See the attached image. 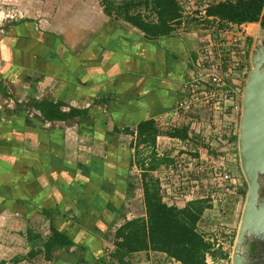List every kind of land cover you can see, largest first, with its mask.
<instances>
[{"label": "crops", "instance_id": "crops-1", "mask_svg": "<svg viewBox=\"0 0 264 264\" xmlns=\"http://www.w3.org/2000/svg\"><path fill=\"white\" fill-rule=\"evenodd\" d=\"M29 10L26 18L0 28V86L8 93L3 96L0 89V264H120L109 255L115 230L126 220L145 218L140 170L130 164L134 134L123 130L134 131L149 119L167 130L164 114L189 78L204 33L214 26L185 30L184 17L170 34L149 39L107 15L101 0H46L39 14L34 4ZM245 35L250 59L254 41L249 31ZM42 99L61 103L63 112L80 113L46 120L29 105ZM236 113L224 110L225 133L213 142V153L225 157L221 167L237 175L233 191L219 201L217 188L201 182L200 197H187L177 206L208 200L197 228L211 241L220 226L231 228L228 237L236 239L246 202L248 186L234 143ZM199 145L161 133L153 147L139 148L141 157L154 152L160 160L151 174L161 181L176 157L200 156ZM28 228L39 234V245L27 238ZM51 228L72 246L57 250L51 261L43 252L30 256L51 236ZM214 250L207 253V264L220 260ZM171 263L165 253L154 251L134 253L126 261Z\"/></svg>", "mask_w": 264, "mask_h": 264}, {"label": "trees", "instance_id": "trees-1", "mask_svg": "<svg viewBox=\"0 0 264 264\" xmlns=\"http://www.w3.org/2000/svg\"><path fill=\"white\" fill-rule=\"evenodd\" d=\"M101 3L107 15L123 19L140 29L149 39L168 35L183 25V9L176 0H122L121 2L101 0ZM139 6H142L143 10ZM197 20L205 22L208 27L216 26L219 29L234 24L259 23L264 32V0L218 2L206 9L203 20L199 18ZM186 22L188 21L185 19V25ZM248 42L250 44L251 40L249 39ZM0 89L3 96H8L6 88L0 86ZM29 105L39 109L43 117L50 121L70 119L80 113L74 108L63 112L60 109L61 103H53L46 99L33 101ZM158 127L154 120L149 119L138 123L134 131L123 130L125 133L134 134V141L131 144L134 147V154L130 164L140 170L145 218L126 220L115 230L114 248L109 255L118 263L126 264L127 259L134 253L154 251L165 253L172 261L171 264H207L206 255L213 251L214 242L198 230L197 222L204 209L210 206L208 200L196 199L182 208L167 204L162 199L159 181L151 174L159 166L160 160H157L154 152L149 154L148 161H146L148 157L140 156L139 147H153L157 135L161 133L176 137L189 145L190 143L186 141L187 128L173 127L161 131ZM200 147L204 148L202 145ZM26 235L29 241L34 243L40 239L39 234L34 233L30 228L27 229ZM71 246L72 242L66 235L51 228V236L41 243V249L32 251L30 256L43 252L44 258L51 261L57 258V250H68Z\"/></svg>", "mask_w": 264, "mask_h": 264}, {"label": "built area", "instance_id": "built-area-1", "mask_svg": "<svg viewBox=\"0 0 264 264\" xmlns=\"http://www.w3.org/2000/svg\"><path fill=\"white\" fill-rule=\"evenodd\" d=\"M222 1L225 0H176L185 7L186 14L192 10L201 20L209 6ZM239 26L223 29L214 26L206 34L188 80L174 105L164 114L166 129L186 127V141L204 147L200 156H179L163 172L160 193L169 205L178 206L187 197H200L201 182L217 188L219 201L235 186L237 175L221 167L225 157L219 151L213 153V142L225 133L220 125L224 110L230 107L234 112L241 111L249 59L245 31ZM174 177L182 181L173 182Z\"/></svg>", "mask_w": 264, "mask_h": 264}, {"label": "water", "instance_id": "water-1", "mask_svg": "<svg viewBox=\"0 0 264 264\" xmlns=\"http://www.w3.org/2000/svg\"><path fill=\"white\" fill-rule=\"evenodd\" d=\"M241 100L237 150L248 190L231 264H241L240 247L251 235L264 236V203L258 206L264 179V47L260 44L250 58ZM264 238V237H262Z\"/></svg>", "mask_w": 264, "mask_h": 264}, {"label": "rangeland", "instance_id": "rangeland-1", "mask_svg": "<svg viewBox=\"0 0 264 264\" xmlns=\"http://www.w3.org/2000/svg\"><path fill=\"white\" fill-rule=\"evenodd\" d=\"M121 1L122 0H116V2H121ZM44 2L46 3V0H0V28L9 25L11 21H15L19 18H26L27 14H29V12H30L29 9L30 8L32 9V4H34V6H35V11H36L35 14H39L40 12H42L44 10ZM141 7L142 6H139V8L143 10V8H141ZM194 14H195V12H192V10H190L189 14L184 15L185 19L188 21V22H186L187 24L183 26V28L185 30H187V29L190 30L193 28L202 29V28H206V27H207L206 29L211 30V28L208 27V24H206L203 21L199 22ZM150 15H151V13H150ZM251 28H252V30H251ZM251 28L249 30H248V28L246 30L244 29V31H249L251 33V36H252L253 41H254L253 49H256L258 47V45H260V44L264 47V32L261 29L260 25L257 24L255 26V28H254V26H252ZM208 32L209 31L204 33V37L206 36V34H208ZM248 64H249V71H250V68H251L250 59L248 61ZM236 114H238V116H239L237 118L238 122H239L241 111L237 112ZM234 143H235V147L237 150V139L234 141ZM262 180L263 181H261L262 182L261 189L263 190L264 189V179H262ZM122 212H124V210ZM230 230H231V228H230ZM230 230L226 229V227L220 226L215 233L216 237L213 240L215 252H212V253H216L214 255H216L218 257V259H220L219 261H217V264H221L222 263L221 261H223L222 264H230V260H228V258H226V260H225V257H220L221 253L223 256V254H225L226 251L231 250V247H232L233 242L235 240L234 235H233L234 240L232 238L228 237L229 236L228 232ZM257 234H258V232L254 233V235H251V237H249V239L246 240V243L248 242V244L250 245L252 243L251 241L253 239H255V238L258 239ZM262 237H264V236L259 235V239H263ZM222 248H224V249H222ZM213 264H216V263H213Z\"/></svg>", "mask_w": 264, "mask_h": 264}, {"label": "flooded vegetation", "instance_id": "flooded-vegetation-1", "mask_svg": "<svg viewBox=\"0 0 264 264\" xmlns=\"http://www.w3.org/2000/svg\"><path fill=\"white\" fill-rule=\"evenodd\" d=\"M264 189L260 190L259 192V201L258 204L262 205L264 203ZM257 238L253 239L251 244L249 245L248 242L244 243L240 247V251L238 253V256L241 257V264H264V238L259 239V233L257 234ZM234 240V239H233ZM236 240V239H235ZM235 240L233 242V245L231 247L230 251L225 252V259L228 258L231 262V255L233 253V247L235 244ZM249 245V246H248Z\"/></svg>", "mask_w": 264, "mask_h": 264}]
</instances>
